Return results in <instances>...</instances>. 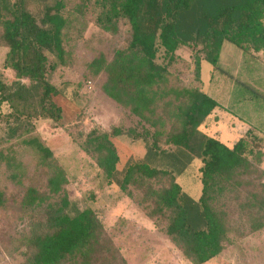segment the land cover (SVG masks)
I'll return each instance as SVG.
<instances>
[{
  "label": "trees",
  "instance_id": "trees-1",
  "mask_svg": "<svg viewBox=\"0 0 264 264\" xmlns=\"http://www.w3.org/2000/svg\"><path fill=\"white\" fill-rule=\"evenodd\" d=\"M30 1L0 0V46L11 71L7 80L0 75V108L9 107L0 111L7 127L0 242L9 255H21L20 264H130L94 206L69 212L71 179L36 132L41 119L63 127L94 160L100 190L118 184L192 264L264 229V151L247 155L246 138L230 145L200 130L221 106L206 91L203 61L216 67L225 40L248 58L264 54V0H43L39 12ZM87 17L107 38L85 63L78 88L94 82L122 108L121 122L106 130L88 127L84 110L53 79L74 67ZM183 47L195 49L189 61ZM124 136L149 149L120 177ZM166 155L180 164L152 163ZM196 157L198 200L177 179Z\"/></svg>",
  "mask_w": 264,
  "mask_h": 264
},
{
  "label": "rangeland",
  "instance_id": "rangeland-1",
  "mask_svg": "<svg viewBox=\"0 0 264 264\" xmlns=\"http://www.w3.org/2000/svg\"><path fill=\"white\" fill-rule=\"evenodd\" d=\"M46 2L53 3L54 0ZM30 5L39 12L44 1L31 0ZM91 19L85 18L89 26L84 40L79 42L74 67L59 70L53 79L65 95L84 110L88 127L100 126L106 130L113 123L121 122L122 108L106 96L94 82H83L78 88V83L83 78L85 63L93 56L95 47L102 46L107 38ZM194 50L183 47L180 55L189 61ZM7 51L6 47L0 46V75L5 80L11 76V71L5 67ZM184 72L187 74V68H184ZM203 79L206 91L217 99L221 106L213 115L207 117L200 130L224 138L230 145L241 137L246 138L247 155H250V151H264V137L260 134L264 133V54L248 58L237 45L225 40L216 67L208 60L203 61ZM8 110L7 105L0 108L3 112ZM35 127L36 132L54 149L71 179L67 187L71 198L70 213L75 214L86 206H94L112 236L122 245L130 264H192L129 197L120 193L118 184L104 190L99 189L102 183L99 168L79 144L72 141L63 127L47 119L36 121ZM6 134V124H0V136L6 138ZM119 143L123 164L120 163L117 175L121 177L123 167L148 157L146 155L149 148L146 142L134 143L126 136L120 137ZM20 150L23 151L21 146ZM171 151L176 155L175 148H171ZM29 153L23 151L26 161L30 159ZM166 156H156L152 158V163L172 167L177 160L173 161L171 157ZM200 166L201 160L196 157L177 176L184 192L195 200L199 199L202 191ZM0 182H5L2 173ZM92 193L96 194V200H92ZM3 215L0 213V216ZM21 261V255H9L0 242V264H20ZM206 264H264V229L236 241L220 256Z\"/></svg>",
  "mask_w": 264,
  "mask_h": 264
},
{
  "label": "crops",
  "instance_id": "crops-1",
  "mask_svg": "<svg viewBox=\"0 0 264 264\" xmlns=\"http://www.w3.org/2000/svg\"><path fill=\"white\" fill-rule=\"evenodd\" d=\"M264 132V131H263ZM262 137H264V133H260ZM263 167H264V162H263Z\"/></svg>",
  "mask_w": 264,
  "mask_h": 264
}]
</instances>
